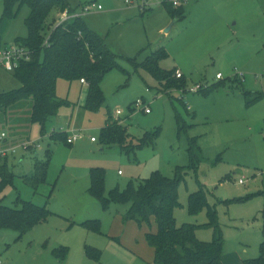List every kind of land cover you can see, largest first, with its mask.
<instances>
[{
	"label": "rangeland",
	"instance_id": "rangeland-1",
	"mask_svg": "<svg viewBox=\"0 0 264 264\" xmlns=\"http://www.w3.org/2000/svg\"><path fill=\"white\" fill-rule=\"evenodd\" d=\"M67 1L75 10L91 3L101 7L85 13L83 21L117 57H137L148 45L164 46L182 74L176 78L186 86L163 94L158 82L142 71L136 74L119 59L121 69H113L102 80L105 103L98 113L83 109L85 85L58 81L57 97L67 99L70 106L48 121L44 135L38 124L27 123L31 101L12 112L0 107V134L6 135L0 149H15L1 161L14 177L13 184L0 191L1 205L19 208L18 198L45 206L51 213L47 222L20 240L17 232L1 230L0 264H150L144 240L148 228L122 222L129 205L112 204L103 211L87 193L92 168L105 172V196L115 187L123 190L128 182L145 180L155 171L173 178L177 168H184L178 187L180 207L174 211L177 225L207 223L205 210L196 216L187 212L188 196L201 190L217 215L223 261L241 264L257 258L264 241V0L190 1L183 6L186 19L169 33L164 31L171 20L157 0H147L145 11L127 7L124 0ZM2 9L0 0V16ZM27 13L23 9L12 23L5 46H10L14 37L26 35L23 19ZM54 14L58 21L64 13L51 16ZM160 65L170 68L166 61ZM214 86L217 88L200 96ZM19 87L13 71L0 67V94ZM195 87L198 90L190 92ZM245 93L260 94L263 99L247 107ZM138 101L142 104L137 105ZM176 115L181 124L189 126L186 132L180 129ZM108 117L119 119L127 128L131 137L127 150L133 149L143 134L157 131L153 147L128 158L118 146L101 145L99 131ZM61 132L66 133L65 139L73 134L81 137L73 145L50 138ZM192 137L197 138L202 155L195 170L188 169L186 151ZM91 138L97 142L92 143ZM46 151L50 156L47 182L34 195L23 177L33 174L36 161L47 159ZM87 220H99L100 230H86L82 222ZM196 236L210 242L212 230L199 228Z\"/></svg>",
	"mask_w": 264,
	"mask_h": 264
},
{
	"label": "trees",
	"instance_id": "trees-1",
	"mask_svg": "<svg viewBox=\"0 0 264 264\" xmlns=\"http://www.w3.org/2000/svg\"><path fill=\"white\" fill-rule=\"evenodd\" d=\"M2 14L0 16V49L5 47V36L20 16L23 9L28 13L23 19L26 29L25 36H16L12 44L28 51L30 58L21 62L13 71L14 78L20 83L17 90L0 94V107L4 112L21 109V104L31 101L27 123L29 126L38 124L41 135L45 134L46 124L55 117L63 107H69L67 99H60L56 95V86L59 80L73 83L83 80L86 86V96L83 109L89 113H98L105 103L101 90L104 76L113 69H121L118 60L126 61L136 74L142 71L158 82L163 94L172 91L184 90L186 83L176 78L175 69H165L161 63L168 59L164 48L155 51L142 50L141 55H146L140 60L137 57L123 59L117 57L104 44L103 39L90 30L83 17H74L66 22L59 23L52 13L69 14L77 10L69 6L67 0H1ZM168 15L177 21L184 19L182 7L172 8L163 4ZM264 14V10H263ZM127 82L130 74H126ZM204 92L207 95L213 89ZM245 105L251 107L263 99L262 95L245 93ZM176 120L181 124V118L176 115ZM189 126L181 124V130L186 132ZM191 128V127H190ZM15 131V130H14ZM16 132V131H15ZM65 132L51 135L52 140L66 142ZM158 132L145 133L136 140L137 145L127 150L131 137L127 128L120 120L112 121L108 117L104 126L99 131V142L103 146H118L128 158L131 154L145 147H153ZM96 140V139H95ZM70 145V144H67ZM187 155L188 169L195 167L202 161L201 149L197 138H188ZM49 152L46 151L45 161H36L31 176L23 177L24 183L29 185L36 194L40 185L46 184L49 167ZM0 159V191L13 184V174ZM184 168H177L175 176L168 178L160 172H153L147 179L134 183L130 181L123 190L115 187L105 196V172L102 168H92L89 172L90 186L87 193L95 198L103 211H107L112 204L129 205L123 223H135L138 227L145 225L148 231L144 235L147 246L153 251L151 264H223V240L217 223L216 212L209 207L205 194L199 190L188 196L187 212L196 216L203 210L206 212L207 223L202 226L192 224L177 225L174 217L175 209L180 207L178 201V187L184 178ZM53 191V187L50 193ZM49 193V194H50ZM51 195H48V198ZM19 208H7L0 201V231L11 230L17 232L20 240L26 233L35 227L47 222L51 213L45 206L39 207L32 202L17 198ZM262 235L264 236V209L261 212ZM152 224L155 230L151 231ZM82 226L88 231L100 230L99 220H87ZM199 228L212 230L210 242L200 241L196 236ZM88 254L94 257L97 252ZM242 264H264V241L258 247V257L246 259Z\"/></svg>",
	"mask_w": 264,
	"mask_h": 264
},
{
	"label": "built area",
	"instance_id": "built-area-1",
	"mask_svg": "<svg viewBox=\"0 0 264 264\" xmlns=\"http://www.w3.org/2000/svg\"><path fill=\"white\" fill-rule=\"evenodd\" d=\"M158 2L162 4H168L172 8L177 9L184 4L189 3L190 1L198 2L200 0H157ZM124 3L127 7H136L139 10H145L147 7V0H124ZM92 9H96L97 11L101 10L100 6H96L95 4L91 3L90 5H83L79 12L74 14H69L67 12H63L57 22L63 23L67 20L74 18V17H82L85 13H89ZM69 14V17L67 16ZM30 55L27 50L21 48L20 46L11 44L10 46H5L4 48L0 49V67L5 69L8 72L14 71L18 65L23 62L29 60ZM182 74L177 71L176 77L181 78ZM220 77V75H218ZM81 84L85 85V82L83 80L80 81ZM199 87H195L194 89H191L190 92H196ZM136 104L141 105L142 103L140 101L136 102ZM144 112L146 114L149 113L148 109H144ZM81 136L73 134L72 136H69L66 140L67 144H72L75 141H77ZM6 138L5 133L0 134V143L4 142ZM92 142H96L94 138H91ZM15 152V149H9V150H1L0 149V159L6 158L8 155L13 154ZM239 183H242L240 180Z\"/></svg>",
	"mask_w": 264,
	"mask_h": 264
},
{
	"label": "crops",
	"instance_id": "crops-1",
	"mask_svg": "<svg viewBox=\"0 0 264 264\" xmlns=\"http://www.w3.org/2000/svg\"><path fill=\"white\" fill-rule=\"evenodd\" d=\"M199 2V1H198ZM184 6V5H183ZM183 6H181L182 7V9H183V11H184V7ZM164 7V6H163ZM136 8V7H135ZM136 9H138V8H136ZM139 10V9H138ZM164 10H165V8H164ZM141 11V10H140ZM145 11V10H144ZM166 11V10H165ZM146 13V12H145ZM264 15V14H263ZM148 16V15H147ZM169 16V15H168ZM144 17L145 16H141V19H144ZM169 18H170V20H171V24H172V27H171V29L173 28V26L176 24V23H178V22H181V21H183V20H185L186 19V16H185V13H184V19L183 20H181V21H177V20H173L170 16H169ZM170 24V25H171ZM171 29L169 30V32L171 31ZM168 32V33H169ZM164 33H165V31H164ZM158 46V45H157ZM159 48H164V46L162 47V46H158V47H153L152 45H148L145 49H142V50H147L146 52H149V51H155V50H157V49H159ZM165 51H166V49H164ZM142 52V51H141ZM140 55H141V53H140ZM169 56V55H168ZM166 63H168L169 65H170V68H168V69H175V70H178V68H177V66L174 64V62L172 61V59L170 58V56L168 57V59L166 60ZM179 71V70H178ZM189 81V80H188ZM80 83V82H79ZM57 84H58V82H57ZM81 84V83H80ZM81 85H83V84H81ZM56 95H57V86H56ZM200 96H204V95H200ZM118 113H119V111H118ZM119 120V119H118ZM76 142V141H75ZM92 142V141H91ZM97 142V141H96ZM96 142H92V143H96ZM70 145H73V143L72 144H70ZM120 174V173H119ZM46 182H47V180H46ZM37 192V191H36ZM34 194V193H33ZM35 195V194H34ZM130 223V222H129ZM154 228V229H153ZM155 230V224H152V226H151V231H154ZM149 248V247H148ZM150 250V251H149ZM149 250H148V253H149V257L148 258H146L147 259V261L151 264L152 263V261H153V251L149 248ZM222 261H223V259H222ZM224 262V261H223ZM223 264H226L225 262L223 263ZM242 264V263H241Z\"/></svg>",
	"mask_w": 264,
	"mask_h": 264
},
{
	"label": "water",
	"instance_id": "water-1",
	"mask_svg": "<svg viewBox=\"0 0 264 264\" xmlns=\"http://www.w3.org/2000/svg\"><path fill=\"white\" fill-rule=\"evenodd\" d=\"M171 27H172V24L165 30V33H168Z\"/></svg>",
	"mask_w": 264,
	"mask_h": 264
}]
</instances>
